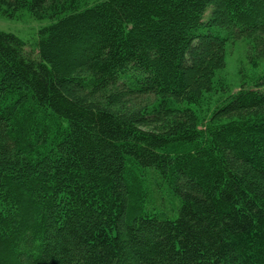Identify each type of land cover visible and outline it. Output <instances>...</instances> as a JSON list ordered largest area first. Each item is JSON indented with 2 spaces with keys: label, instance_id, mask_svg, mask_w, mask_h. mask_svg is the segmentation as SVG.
Here are the masks:
<instances>
[{
  "label": "trees",
  "instance_id": "1",
  "mask_svg": "<svg viewBox=\"0 0 264 264\" xmlns=\"http://www.w3.org/2000/svg\"><path fill=\"white\" fill-rule=\"evenodd\" d=\"M78 1L0 0V264H264V0Z\"/></svg>",
  "mask_w": 264,
  "mask_h": 264
},
{
  "label": "rangeland",
  "instance_id": "2",
  "mask_svg": "<svg viewBox=\"0 0 264 264\" xmlns=\"http://www.w3.org/2000/svg\"><path fill=\"white\" fill-rule=\"evenodd\" d=\"M96 0H79V5L89 4ZM54 21L53 18L45 17L39 19L34 17L30 11L23 9L13 16H7L0 13V30L5 32H10L16 34L20 37L26 44L27 49L34 51V43L38 38V31L40 28L51 24ZM33 48V49H32ZM250 43L246 39L235 41L228 45L227 51V67L224 71L219 73L218 79L224 81L228 89L226 92L218 91L217 95L207 96L202 100L201 105L197 106L199 111H203L202 115L209 118L216 104H219L222 99H225L226 95L232 91H237L243 82H249L257 79V77L264 73V59L261 60L257 66H255L249 57ZM162 192L159 194L155 193V207L158 211H164L163 203H166L167 210L173 216L178 215V213H173L171 211L172 205L176 204L178 201L172 198V195L168 194L165 199L161 198ZM151 204L154 200L150 201ZM162 208H161V207Z\"/></svg>",
  "mask_w": 264,
  "mask_h": 264
}]
</instances>
